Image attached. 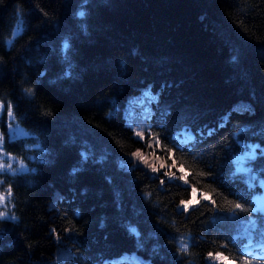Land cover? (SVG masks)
<instances>
[{"label":"trees","instance_id":"16d2710c","mask_svg":"<svg viewBox=\"0 0 264 264\" xmlns=\"http://www.w3.org/2000/svg\"><path fill=\"white\" fill-rule=\"evenodd\" d=\"M149 87L156 100L135 104ZM0 99L29 131L2 123L28 167L0 172V264H255L230 236L251 214L232 210L250 209L245 143L264 175V0H0ZM188 125L192 147H176ZM139 149L216 204L181 211L190 187L136 164Z\"/></svg>","mask_w":264,"mask_h":264},{"label":"rangeland","instance_id":"374dc122","mask_svg":"<svg viewBox=\"0 0 264 264\" xmlns=\"http://www.w3.org/2000/svg\"><path fill=\"white\" fill-rule=\"evenodd\" d=\"M17 28H19L21 31L22 30L21 24H18L14 31H16ZM157 95H158V91L153 90L152 88L149 87L140 93V95L137 98V103L141 104L142 102H145L146 104H151L152 101L157 98ZM0 103L3 104V109L0 110V162H3L4 164H11V166H12L11 169H5L3 171L13 172L12 171L13 169H15L16 171H21L20 170L21 165H23L24 169H26L28 166L24 160L18 158L14 154H11L10 152H8L4 148L5 136H4V133L2 131V123L3 122L7 123V128H8L9 135L11 138H14V137H16L18 135H22V134H27V133H29V131L24 128V126H23L20 118L16 114L15 109L13 107V104L11 102H9L12 106V111H13V118H11V119L6 114V110L8 108L9 103H6L1 99H0ZM9 124H11V128H9ZM144 134H145V132H144ZM144 134H143L142 139H145ZM251 146H257V145L252 144ZM251 150H252V148L250 147V149H246L245 151L237 154L236 162L237 163L239 162L245 168H250L251 166L248 163H250L251 160H245L244 157H245L246 153H248ZM137 152L141 153V155L147 159V164L138 160L134 156H132V159L135 160L136 164H142V165L146 166L151 171L152 174L159 173V171L161 169L165 173L173 172L176 174L177 177L182 175V173L180 171L175 172L174 168L170 169L172 163L169 162L166 158L162 157L157 152L152 151V150H144V149H143V151L141 149H139V151H137ZM255 153H256V151H255ZM161 165H163V167H161ZM153 167H155L158 171H153L152 170ZM262 182H263V189L255 193V198H256V202H257L256 206L264 208V180ZM0 192H4L6 194V190H4L1 186H0ZM199 192H201V191L199 190ZM203 192L208 193L210 195V193L208 191H203ZM191 198L192 197L183 199V201L189 200ZM197 198L199 199V194H198ZM11 201H12V199L10 197L6 201L5 205H0V211H6L8 213L7 216H11V209H12V202ZM179 208H182L181 203L179 204ZM190 208H188V209H190ZM188 209H186V210H188Z\"/></svg>","mask_w":264,"mask_h":264},{"label":"snow or ice","instance_id":"6c2138e0","mask_svg":"<svg viewBox=\"0 0 264 264\" xmlns=\"http://www.w3.org/2000/svg\"><path fill=\"white\" fill-rule=\"evenodd\" d=\"M80 15L83 16V13L81 12ZM19 31H20V29L17 28V30L13 32V36L18 35ZM7 43L11 44V40L7 41ZM64 48L65 49L68 48L67 42H65ZM2 109H3V104L0 103V110H2ZM6 114H7V116L10 119L13 118V111H12V106H11L10 103H9L8 108L6 110ZM9 128H11V124H9ZM137 136L140 137L141 139L143 138V134L142 133H137ZM156 143L158 144V140L156 141ZM146 146L150 147L151 145H146ZM255 147L256 146H251L252 150L249 151L248 153H246V155L244 157L245 160H253V159H255V155H256ZM132 156L136 157L138 160H140L143 163L147 164V159L145 157H143L141 155V153L134 152V153H132ZM161 167H163V165H161ZM11 168H12L11 164H4L3 162H0V172H3V170H5V169H11ZM20 170L21 171L25 170L23 165H21V169ZM152 170L153 171H158L155 167H153ZM12 171L15 172L16 170L13 169ZM179 171L182 173V175H180L179 177H177L176 174L173 173V172H168L165 175L168 177L169 181L182 180L184 182V185H187L191 189V197L192 198L189 199V200H186V201H183V200L181 201V205H182V208L180 209L181 211L186 210V209H188L190 207H193L195 205H198L201 200L210 201L211 204H213V205L216 204V201L212 199L211 195H209L208 193L199 192V190L195 187V185H189V181H188L189 173H186L183 167H181L179 169ZM237 171L251 173L252 169L251 168H245L238 162ZM201 175H205V173H201ZM249 179H254V177L253 176H249ZM0 183H2V181H0ZM161 183H163V181H161ZM198 194H199V199L197 198ZM11 195H12L11 186H9L6 189V194L4 192H0V205H5L6 201L11 197ZM229 203H231V202H229ZM232 210L233 211L239 210L240 212H249V211L260 210V209H248V208H245L240 203H235V204L232 205ZM7 215H8V213L6 211H0V218H3L5 216H7ZM11 219L15 220L17 218L15 216H12ZM249 227L250 228H255V223L252 222L249 225ZM133 231H134V229H133ZM187 250H188V245L183 243V241H181L180 251L181 252H187ZM208 255L210 257H214L215 259L219 260L220 264H236V261H234V260L230 261V260H228L227 257H224L223 253H216V254L209 253ZM241 264H251V262L250 261L241 260ZM261 264H264V262H261Z\"/></svg>","mask_w":264,"mask_h":264},{"label":"bare ground","instance_id":"6f19581e","mask_svg":"<svg viewBox=\"0 0 264 264\" xmlns=\"http://www.w3.org/2000/svg\"><path fill=\"white\" fill-rule=\"evenodd\" d=\"M231 241H233V238H230Z\"/></svg>","mask_w":264,"mask_h":264}]
</instances>
